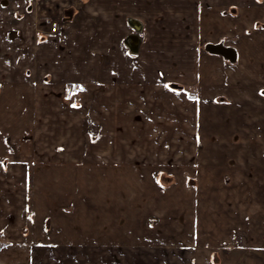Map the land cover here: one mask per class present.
I'll use <instances>...</instances> for the list:
<instances>
[{
  "label": "crops",
  "instance_id": "0c3cea01",
  "mask_svg": "<svg viewBox=\"0 0 264 264\" xmlns=\"http://www.w3.org/2000/svg\"><path fill=\"white\" fill-rule=\"evenodd\" d=\"M92 114L103 130L208 126L213 136L217 126H226L228 140L238 132L240 141L221 145L243 147L234 154L244 157L227 162H242V188L254 204L264 203V0H0L3 249L27 252L28 264H152L162 256L166 264H174L170 258L212 264V253L200 248L171 256L163 248L138 250L137 235L114 234L115 225L99 234L82 218L91 223V210L104 208L86 203L70 205L76 216L59 218L62 232L38 243L35 217H50L51 209L42 195H82L72 186L82 163H96L104 174L106 163L122 160L151 167L170 162L137 154L122 158V145L116 151L115 143L113 154L105 156L98 143L96 154L83 156L81 130ZM65 198L57 199L59 208L67 209ZM252 249L226 251L224 264H264V246Z\"/></svg>",
  "mask_w": 264,
  "mask_h": 264
},
{
  "label": "rangeland",
  "instance_id": "374dc122",
  "mask_svg": "<svg viewBox=\"0 0 264 264\" xmlns=\"http://www.w3.org/2000/svg\"><path fill=\"white\" fill-rule=\"evenodd\" d=\"M88 118L89 126L81 130L83 141L86 140L80 148L83 156L96 154L98 143L105 156L113 154L111 149L115 143L116 151H119L118 144L122 145V158L130 159L137 154L149 156L154 162L164 161L161 158L170 162L165 167H160L162 164L151 167L143 162L129 166L122 160L115 166L106 163L104 174L96 168V163H82L85 168L76 172L77 180L72 183V186L84 190L82 195L66 198L63 195H42V201L48 202L51 209L47 212L50 217H35L42 240L38 243L46 244L43 240H51L54 234L62 232L64 224L56 223L59 218L70 220L76 216L70 205L78 207V204L86 203L92 207L102 206L104 211L91 210L95 215L100 212L102 215L100 218L93 215L91 223L83 217L84 225L98 228L99 234L102 231L109 234L107 227L111 229L110 226L115 225L114 234L137 235L138 250H144L139 248L141 245L148 246L153 252L163 248L171 256L178 250L188 252L200 248L212 253V264H216L215 254L219 259L217 264H224L226 251L241 248L255 251L252 248L264 246V203L254 204L252 198L249 199L254 196L242 188L245 182L241 183L239 175L243 170L242 162H227L236 157L241 160L244 156L234 153L243 147L222 146L228 141H240L238 132L228 140L226 126H217V133L213 136L208 126H201V129L198 126H104L103 130L102 126H96V115ZM213 143L217 146H212ZM59 148L69 152V147ZM156 149L161 153H156ZM181 157L184 162L180 161ZM41 181L48 183L44 178ZM251 186L250 183L248 187ZM45 187L50 188V182ZM60 197L66 199L61 203L64 206L66 203L67 209L59 208L61 204L57 199ZM116 210L119 216L113 217L112 212ZM73 226L70 225V233L79 227L77 224ZM33 227L39 234L37 226ZM25 231L28 232V228ZM142 236L145 239L140 240ZM253 238L259 242H251ZM34 241L37 244V239ZM6 245L0 236V264H28L27 252H18L12 247L3 249ZM160 259H152V264L168 262L163 256ZM169 262L176 264V259L170 258Z\"/></svg>",
  "mask_w": 264,
  "mask_h": 264
},
{
  "label": "built area",
  "instance_id": "2783aa9c",
  "mask_svg": "<svg viewBox=\"0 0 264 264\" xmlns=\"http://www.w3.org/2000/svg\"><path fill=\"white\" fill-rule=\"evenodd\" d=\"M48 24L51 26V30L53 33L59 31V25H57V23L49 21Z\"/></svg>",
  "mask_w": 264,
  "mask_h": 264
},
{
  "label": "water",
  "instance_id": "95a60500",
  "mask_svg": "<svg viewBox=\"0 0 264 264\" xmlns=\"http://www.w3.org/2000/svg\"><path fill=\"white\" fill-rule=\"evenodd\" d=\"M224 53H226V55H228V56H230V54H231L230 51H227V50L224 51Z\"/></svg>",
  "mask_w": 264,
  "mask_h": 264
}]
</instances>
